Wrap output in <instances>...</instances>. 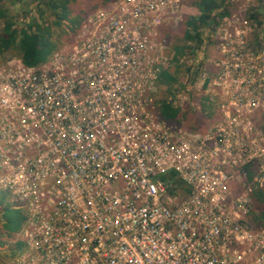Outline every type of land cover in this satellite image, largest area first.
<instances>
[{"label":"built area","instance_id":"obj_1","mask_svg":"<svg viewBox=\"0 0 264 264\" xmlns=\"http://www.w3.org/2000/svg\"><path fill=\"white\" fill-rule=\"evenodd\" d=\"M180 2L113 0L46 62H0V189L23 215L15 264H264V226L246 221L264 187L253 119L264 113V24L255 47L250 26L221 17L209 84L227 99L223 120L183 131L147 111L165 47L153 32ZM171 171L187 192L160 178Z\"/></svg>","mask_w":264,"mask_h":264},{"label":"rangeland","instance_id":"obj_2","mask_svg":"<svg viewBox=\"0 0 264 264\" xmlns=\"http://www.w3.org/2000/svg\"><path fill=\"white\" fill-rule=\"evenodd\" d=\"M112 1L77 0L71 7L74 14L80 13L81 16H87L98 9H106ZM194 1L181 0L175 13L168 15L165 23L161 24L157 31L153 32V36H158L157 41L155 40L154 43H158L161 38L165 42L163 50L156 46L153 57L156 63L161 64L159 69L163 68L169 72L177 71V80L170 87L163 81H157V87L152 95V106L147 111L164 120L160 116L159 104L162 98H166L168 101L171 100L173 105L179 109V114L176 118L166 120L169 125L176 128L180 127L183 131L202 133L215 129V126L223 120L221 118L223 113L220 110L221 106L227 105L225 97H219L218 94L215 95V91L219 89L213 88L212 84H209L217 70L216 62L223 57L218 41L221 38L219 36H222V34L218 36L217 31L220 27L225 29L226 22L223 18L218 17L217 22L211 23L207 28L198 29V31L202 32L200 41H195L192 38L186 39L184 32L189 27L186 24L188 18L196 17L200 13ZM263 3L264 0H224V2H221L228 11V19L226 21L229 23L235 22L240 27L239 30H244L249 28V26L252 28L249 41L255 47H259L260 41L263 39ZM8 12L18 32L25 28L27 21L31 17H38L35 2L33 3L32 0H20L17 4L8 5ZM43 18H48L46 13L43 14ZM1 27L2 23L0 22V29ZM77 29L73 33L69 25L64 22L59 27H53V39L58 46L65 45L75 39ZM175 45H184V49L176 56L177 58H174ZM6 56L8 57V55ZM141 115V113H136L138 119L141 118ZM253 119L264 131V113H255ZM255 172L256 170L251 169V177L256 175ZM252 181L253 178H249L247 175V179L244 182L247 184ZM239 186V183H235L232 185V189L237 191L240 189ZM253 204L254 201L251 199L246 221L249 228L255 231L258 226L255 225L254 219L258 211ZM1 223L0 211V264H15L17 250L19 249L14 243L15 234L11 235L12 231H5L1 227ZM259 226L263 227L264 225Z\"/></svg>","mask_w":264,"mask_h":264},{"label":"trees","instance_id":"obj_3","mask_svg":"<svg viewBox=\"0 0 264 264\" xmlns=\"http://www.w3.org/2000/svg\"><path fill=\"white\" fill-rule=\"evenodd\" d=\"M32 1L33 3L35 2L38 17H31L27 21L25 28L18 32L8 12V5L17 4L20 0H0V22L2 23L0 29V62L12 56L20 58L26 65H38L46 62L58 47L57 42L53 39V27H59L66 22L74 33L85 17L81 16L80 13H73L71 5L77 0ZM221 2H224V0L194 1L200 13L196 17L188 18L186 24L189 27L184 32L186 39L192 38L195 41H200L202 32L198 31V29L207 28L211 23L217 22L218 17H223L227 14L228 11ZM44 13L47 14V19L43 18ZM192 31L193 34L191 35ZM183 49L184 45H175L174 58H177L176 56ZM176 74L177 71L169 72L162 69L159 72V77L161 81L170 87L177 80ZM159 111L160 116L167 120L174 119L179 114V109L173 105L171 100L168 101L166 98L160 100ZM244 168L247 170L248 177L252 178L250 165L244 166ZM160 178L171 181L174 188H177L182 193L188 191L186 184L174 171L168 172L166 175L160 176ZM9 196L8 191L0 189L1 227L5 231H15L20 227L23 215L18 208L11 205ZM251 199L254 201V208L258 211L254 219L255 225H264V188L255 187L251 192Z\"/></svg>","mask_w":264,"mask_h":264}]
</instances>
